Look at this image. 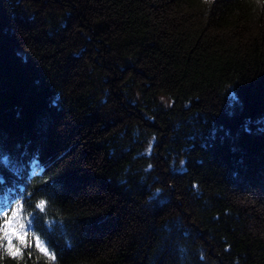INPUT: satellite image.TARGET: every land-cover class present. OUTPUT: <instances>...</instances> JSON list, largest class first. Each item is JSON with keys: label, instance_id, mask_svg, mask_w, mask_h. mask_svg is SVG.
Returning <instances> with one entry per match:
<instances>
[{"label": "trees", "instance_id": "trees-1", "mask_svg": "<svg viewBox=\"0 0 264 264\" xmlns=\"http://www.w3.org/2000/svg\"><path fill=\"white\" fill-rule=\"evenodd\" d=\"M250 137L261 0H0V218L50 253L3 264H264Z\"/></svg>", "mask_w": 264, "mask_h": 264}, {"label": "snow or ice", "instance_id": "snow-or-ice-1", "mask_svg": "<svg viewBox=\"0 0 264 264\" xmlns=\"http://www.w3.org/2000/svg\"><path fill=\"white\" fill-rule=\"evenodd\" d=\"M261 2H264V0H261ZM46 204L47 201L45 199H40L36 203V208L43 212ZM26 228L27 225L21 218L19 208H12L10 213L8 211L2 213V218H0V248H3L7 256L16 259L22 258L24 256V249L33 246V240L39 252L50 255L48 248L41 241V238L39 236L33 237V234L26 231ZM51 259H54L52 255ZM0 264H3V261H0Z\"/></svg>", "mask_w": 264, "mask_h": 264}, {"label": "rangeland", "instance_id": "rangeland-1", "mask_svg": "<svg viewBox=\"0 0 264 264\" xmlns=\"http://www.w3.org/2000/svg\"><path fill=\"white\" fill-rule=\"evenodd\" d=\"M233 95H234V93H233ZM260 117H261V116H260ZM258 118H259V117H258ZM250 138L252 139V140H250V141H249V139H248V143H249V145L251 146L250 149L253 148V147H255V145H257L258 142H260V141H261V142H264L263 139H260V140L256 139V143H255V142H254V141H255L254 138H252V137H250ZM253 142H254V143H253ZM256 151H258V150H256ZM256 177H257L256 175H253L252 178L256 179Z\"/></svg>", "mask_w": 264, "mask_h": 264}, {"label": "clouds", "instance_id": "clouds-1", "mask_svg": "<svg viewBox=\"0 0 264 264\" xmlns=\"http://www.w3.org/2000/svg\"><path fill=\"white\" fill-rule=\"evenodd\" d=\"M9 157H10V154H9ZM8 257L7 256V253L4 252L3 248H0V261H4V259Z\"/></svg>", "mask_w": 264, "mask_h": 264}]
</instances>
